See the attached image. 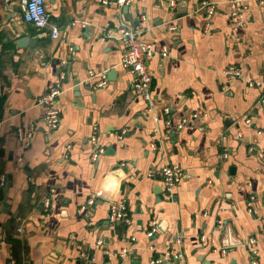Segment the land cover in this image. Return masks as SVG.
Masks as SVG:
<instances>
[{"label": "crops", "instance_id": "0c3cea01", "mask_svg": "<svg viewBox=\"0 0 264 264\" xmlns=\"http://www.w3.org/2000/svg\"><path fill=\"white\" fill-rule=\"evenodd\" d=\"M44 1L56 38L24 21L22 0H12L13 14L0 0V264H77L81 251L95 264H264V87L247 85L264 84V7L248 0L233 31L227 0ZM123 24L166 48L147 59L150 110L121 65ZM22 37L31 46L17 47ZM228 65L241 77L226 76ZM57 83L60 119L49 129L38 98ZM29 124L23 147L15 132ZM93 133L103 148L95 161ZM173 164L185 174L165 199L161 177L147 171ZM50 190L45 213L39 201ZM108 198L124 202L127 222L107 223ZM249 237L254 256L238 245Z\"/></svg>", "mask_w": 264, "mask_h": 264}, {"label": "built area", "instance_id": "2783aa9c", "mask_svg": "<svg viewBox=\"0 0 264 264\" xmlns=\"http://www.w3.org/2000/svg\"><path fill=\"white\" fill-rule=\"evenodd\" d=\"M171 6H174V2L171 0H167ZM256 2L259 6L264 7V0H252ZM103 4H107L106 0H100ZM128 2V0H115L117 5H124ZM248 0H227L228 4V17L231 23V28L233 31L238 29L243 22V14L245 13L248 7ZM172 8V7H171ZM22 16L25 22L30 23L36 29H44L48 28L51 37H58V29L55 25L50 24L49 14L45 8L44 0H22ZM215 11V6L207 5L205 10V16L208 20L212 16ZM208 25V23H207ZM174 29V26L171 27ZM142 30L138 28L131 27L128 24H123L121 28V35L119 39L123 44L122 56H121V65L129 70L134 79L132 81V89L136 96L141 97L147 102L148 110L151 108V97H150V83H151V73L148 69L147 59L153 56L155 53H158L162 56H166V48L161 47L156 51L153 47V44L147 41H143L140 37ZM223 73L228 77L240 78V70L236 68L234 65H228L224 68ZM64 78L63 75L60 77ZM107 83L105 75L103 74L100 77V80L96 83L95 87H103ZM248 86H258L264 87V84L260 81L248 79ZM62 93L61 84L57 83L53 87H51L44 95L38 98V102L41 103L45 108L44 114V122L48 126L49 129H55L59 124L60 113L56 106L55 99ZM261 106L264 105V92L261 94L258 100ZM187 120L183 119L180 124L177 126L181 128L182 124ZM248 121V120H246ZM35 130V126L33 124H29L26 127H20L16 129V136L23 147H27L30 144V139L32 137V133ZM91 144L93 145V149L91 152V160L95 161L98 156L103 152V148L98 144V138L94 133L89 138ZM155 147H153L154 149ZM67 150H70V146H67ZM260 157H264L263 153H259ZM223 157L226 158V154L223 153ZM185 174V170L179 164L173 165H161L160 167H154L147 171L148 176L159 175L162 180V195L165 199H171L174 195L176 184L181 181ZM5 184V176L0 175V187H3ZM53 190H50L49 193H46L39 204L41 206V210L43 212H48L51 206V195ZM255 197L251 195L249 197V201L247 206L249 207L248 211L251 215L257 214L256 210L253 208V201ZM93 200L89 201V204H92ZM125 206L124 202L117 203L109 201L108 206V223L114 224L120 221L127 222V218L124 214ZM220 222V221H219ZM221 223V222H220ZM156 223L152 222V228L148 231V236L152 237L156 232ZM18 231H21L18 228ZM203 238V237H202ZM175 242H179V237L176 236L174 238ZM257 239L253 237H249L248 240L241 242V246H245L248 248V252L255 246ZM103 240L98 239L97 244L102 245ZM168 244V243H167ZM222 254H225L226 248H218ZM125 252V251H124ZM255 251L251 250V256H254ZM170 253L165 252L160 258L154 260V263H159L164 261V257H168ZM172 259L178 260L181 259V255L179 253L173 254L171 256ZM254 263V262H253ZM10 264H16L13 261ZM23 264V263H20ZM78 264H95L94 258L89 257L87 253L81 251L78 254Z\"/></svg>", "mask_w": 264, "mask_h": 264}, {"label": "water", "instance_id": "95a60500", "mask_svg": "<svg viewBox=\"0 0 264 264\" xmlns=\"http://www.w3.org/2000/svg\"><path fill=\"white\" fill-rule=\"evenodd\" d=\"M2 1L4 2V7H3L4 11L5 12H11V14H13V11L9 9V6L11 5L12 0H2ZM178 9H180V7H178ZM125 10L127 12V6L123 8V11H125ZM15 44L17 45V47H24L26 45L31 46L32 41L29 40V39H27V37H22V38L16 40ZM84 87L86 89H89L88 86H84ZM74 90H75V93H74L75 96H79L81 94V92H80V86H79V80H77V79L74 81ZM116 167H118V165ZM229 171H230V175L231 176L234 175L235 174V167L234 166H230L229 167ZM154 191H156V190L154 189ZM160 192H161V189H158V191L155 192L158 195V199L161 198L159 196V193ZM97 196L102 198L105 195L102 194V192H99ZM112 200H113L112 198H108V201H112ZM107 223H108V220H107ZM158 229H159V231H162L163 230V228L161 227V225H158ZM240 244H241V242H239L238 245H240ZM77 264H78V261H77Z\"/></svg>", "mask_w": 264, "mask_h": 264}, {"label": "rangeland", "instance_id": "374dc122", "mask_svg": "<svg viewBox=\"0 0 264 264\" xmlns=\"http://www.w3.org/2000/svg\"><path fill=\"white\" fill-rule=\"evenodd\" d=\"M111 263L112 264H141V262L138 258L132 259L129 262H127L126 259H123L122 261H119L118 259H116L115 261H113Z\"/></svg>", "mask_w": 264, "mask_h": 264}]
</instances>
